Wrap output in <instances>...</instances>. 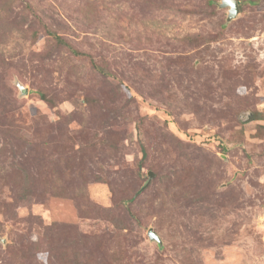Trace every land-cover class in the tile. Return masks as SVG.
Returning a JSON list of instances; mask_svg holds the SVG:
<instances>
[{
    "label": "rangeland",
    "instance_id": "rangeland-1",
    "mask_svg": "<svg viewBox=\"0 0 264 264\" xmlns=\"http://www.w3.org/2000/svg\"><path fill=\"white\" fill-rule=\"evenodd\" d=\"M221 1L0 0V264H264V0Z\"/></svg>",
    "mask_w": 264,
    "mask_h": 264
},
{
    "label": "water",
    "instance_id": "water-1",
    "mask_svg": "<svg viewBox=\"0 0 264 264\" xmlns=\"http://www.w3.org/2000/svg\"><path fill=\"white\" fill-rule=\"evenodd\" d=\"M221 8H228V14H227V21H231L240 14V6L237 0H222L219 4ZM19 89L22 93H24V87L19 86ZM150 178H152V173L149 174ZM148 236L150 240L155 241L158 244H161V240L159 236L156 234V232L153 229H150L148 232Z\"/></svg>",
    "mask_w": 264,
    "mask_h": 264
},
{
    "label": "trees",
    "instance_id": "trees-1",
    "mask_svg": "<svg viewBox=\"0 0 264 264\" xmlns=\"http://www.w3.org/2000/svg\"><path fill=\"white\" fill-rule=\"evenodd\" d=\"M97 69H98L100 72H102L103 74H106V73H107L104 69H102V68H100V67H97Z\"/></svg>",
    "mask_w": 264,
    "mask_h": 264
}]
</instances>
